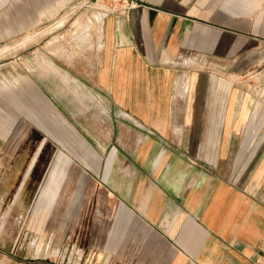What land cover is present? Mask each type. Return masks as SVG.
<instances>
[{
  "label": "crops",
  "instance_id": "crops-1",
  "mask_svg": "<svg viewBox=\"0 0 264 264\" xmlns=\"http://www.w3.org/2000/svg\"><path fill=\"white\" fill-rule=\"evenodd\" d=\"M71 1L0 0V43ZM99 42L95 77L69 79L75 107L58 80L0 88L1 158L46 182L36 226L62 215L85 264H264V0H128L102 19ZM197 78H256L261 93L248 109L223 87L204 98ZM94 124L110 128L107 149L88 134ZM239 125L233 143L225 132ZM188 130L190 142L176 134ZM190 145L217 149L194 161L177 150ZM238 146L239 171L216 172Z\"/></svg>",
  "mask_w": 264,
  "mask_h": 264
},
{
  "label": "rangeland",
  "instance_id": "rangeland-1",
  "mask_svg": "<svg viewBox=\"0 0 264 264\" xmlns=\"http://www.w3.org/2000/svg\"><path fill=\"white\" fill-rule=\"evenodd\" d=\"M123 6H126L125 0H72L65 6L58 18L46 22L40 26L39 30L0 43V88L8 83L12 85L17 78H36L47 88L58 80L72 85L70 89L73 97L62 96L61 98L67 106L75 107L78 104L77 101L83 102L80 87L75 89L76 85H73L69 79L95 77L100 62L96 43H100L102 19L106 14L123 10ZM89 20L93 22V25L88 26ZM83 25L85 27L87 25V29L80 35ZM183 76H186L185 71L180 77ZM197 79L201 80L199 92L204 98L209 96V92L214 93L215 86L217 91L222 90L223 87L226 91H233L238 96L242 95L246 98L248 109L251 107L250 99L255 100V96L261 93L256 78L252 80L250 78ZM183 80L180 84L183 82L182 85L186 87V81ZM183 91L178 92H182L181 95L184 96ZM212 101L213 99H210V103ZM203 102V99L200 100L199 105H207ZM91 115L85 114L84 118L93 122ZM240 127L241 125L234 131L226 130L225 137L232 138L233 143L239 138L243 139L245 131L239 129ZM88 134L100 141L103 149H107L113 142L109 140L110 128L103 124H94L88 130ZM176 134L182 139L194 138L191 130ZM203 134H205L203 130H200L199 136L202 137ZM194 136L196 137L195 132ZM240 148L239 146L232 147L233 155L230 158L233 160L232 163H219L215 171H222L226 168L238 172L239 163L235 159L238 160ZM198 149L201 152L209 151L213 154L217 148H198L192 145L177 148L179 154L190 158L197 155ZM0 153H2L1 150ZM194 161H196L195 158ZM43 181L33 178L21 179V171L16 169V164L3 161L0 154V264L86 263L84 257L81 259L79 245L70 242L69 237L65 238L62 215L61 218H52L55 221H52L54 226H36L39 216L42 222L45 219L42 211L35 210L40 184L44 186L45 183L46 185Z\"/></svg>",
  "mask_w": 264,
  "mask_h": 264
},
{
  "label": "bare ground",
  "instance_id": "bare-ground-1",
  "mask_svg": "<svg viewBox=\"0 0 264 264\" xmlns=\"http://www.w3.org/2000/svg\"><path fill=\"white\" fill-rule=\"evenodd\" d=\"M88 24V26L89 25H93V22L92 21H90L89 20V22L87 23ZM84 26V25H83ZM86 27H87V25H86ZM85 26L83 27V28H81V31H80V35H82L83 34V32H86V28ZM80 37V36H79ZM97 45H96V49H97V51H99L100 50V48H101V45H100V43H96ZM184 81V80H183ZM183 83V82H182ZM182 83L180 84V81H178V87H179V89H178V91H183V93H185V87H184V84L182 85ZM188 83V82H187ZM186 86V85H185ZM188 86V85H187ZM186 86V87H187ZM188 89V88H187ZM187 92V91H186ZM179 93V92H178ZM181 93L182 92H180L179 93V95H181ZM182 96V95H181Z\"/></svg>",
  "mask_w": 264,
  "mask_h": 264
},
{
  "label": "built area",
  "instance_id": "built-area-1",
  "mask_svg": "<svg viewBox=\"0 0 264 264\" xmlns=\"http://www.w3.org/2000/svg\"><path fill=\"white\" fill-rule=\"evenodd\" d=\"M128 0H126V2H127Z\"/></svg>",
  "mask_w": 264,
  "mask_h": 264
}]
</instances>
